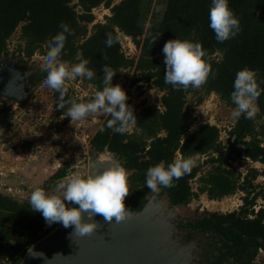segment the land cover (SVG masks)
I'll return each instance as SVG.
<instances>
[{"label":"trees","instance_id":"obj_1","mask_svg":"<svg viewBox=\"0 0 264 264\" xmlns=\"http://www.w3.org/2000/svg\"><path fill=\"white\" fill-rule=\"evenodd\" d=\"M114 2L76 0L74 4V0H0V59L10 54L8 42L19 27H22L21 40L25 46H20L17 54L24 55L28 61L37 52L45 56L49 41L62 30L60 24L63 22L74 35L66 34L60 60L69 65L76 64L79 62L76 54L81 51L83 58L90 60L88 67L96 73L94 79L78 77L77 82L92 85L95 92L102 90V68L108 65L117 72L113 85L122 71L129 69H134L142 77L135 84L142 81L153 83L163 94V110L149 107L145 102L134 107L137 122L123 135L107 127L111 117L105 116L91 138V150L103 152L108 149L124 160V167L131 173L130 193L124 203L131 212L141 211L155 195L146 185V172L150 167L160 162L167 166L177 158L196 157L199 162L191 173L179 180L174 179L175 187H160L162 192L173 206H186L203 194L212 201H221L237 192L244 193L243 206L238 211L228 214L207 212L189 226L205 237L210 251L215 254L202 264H255L260 252H264V208L256 210L257 201L264 199V194L257 192L259 186L255 184L258 178L264 179V92L256 101L260 111L255 119L241 116L228 132L226 144L220 141L221 130L218 127L196 125L197 118L188 108V97H196V106H201L206 98L216 94L227 108L234 109L231 92L239 70L245 67L254 70L258 82L264 81V0H229V7L239 19L242 30L223 43L216 40L209 26L212 0ZM102 6L111 11V16L106 17L104 24L94 25L89 32V26L95 22L92 11ZM108 33L115 38L111 47L106 44ZM122 36L130 38L140 51L138 58L126 56ZM154 37L157 40L152 44ZM172 39L201 43L207 53L206 61L216 72L215 77L210 76L200 88L187 90H177L165 84L166 65L162 49ZM104 56L107 59H103ZM46 75L42 69L39 70L35 83L43 82ZM260 87L264 88V83ZM53 95L57 116H65L70 105H66L64 110L58 109L59 93L53 91ZM93 96L76 100L68 88L65 99L88 102ZM5 112L7 115L10 109ZM9 116L1 121L0 127L12 131V115ZM203 158L206 160L201 162ZM239 161H250L262 168L248 167L246 175L237 173L233 163ZM204 167L209 169L204 172ZM71 171V162L65 163L50 178L45 191L54 189L56 183ZM196 179L200 186L194 191ZM21 207L32 211L29 201Z\"/></svg>","mask_w":264,"mask_h":264},{"label":"clouds","instance_id":"obj_2","mask_svg":"<svg viewBox=\"0 0 264 264\" xmlns=\"http://www.w3.org/2000/svg\"><path fill=\"white\" fill-rule=\"evenodd\" d=\"M210 28L214 31L216 40L223 43L237 36L242 30L240 21L234 11L229 7V0H212L209 11ZM62 29L51 41L49 50L42 58L41 68L47 73L44 86L59 93L57 108L67 112L65 117L71 123L82 121L91 115L104 114L111 118L107 127L114 133L125 134L137 122L134 108L127 104L128 96L120 84L113 85V77L117 72L108 65H103V88L94 93L88 102L66 100L68 83L76 78L94 79L95 71L88 65L90 60L83 58L81 51L77 52L79 60L76 64L69 65L60 60L65 48L67 35H74L69 26L63 22ZM67 34V35H66ZM106 44L111 47L115 38L111 33L106 34ZM157 37L151 41L154 44ZM164 63L166 65L164 82L177 90L200 88L207 83L210 76L216 72L205 59L206 50L199 42L181 41L172 39L163 46ZM103 59H107L106 56ZM264 81L257 79V72L247 67L236 73L231 92V101L235 105L231 115L234 119L244 116L246 119H255L260 111L256 101L264 92L260 84ZM101 131H104L102 128ZM197 164L194 156L177 158L165 166L164 162L150 167L146 172V185L151 191H158L160 187H175L174 179L179 180L190 174ZM129 172L118 161H112L111 166L100 173L84 175L74 173L66 176L56 183L55 194L47 193L42 187H37L30 196V208L39 212L45 221L62 223L63 227L74 226V232L81 236L91 234L101 225L94 220L96 215L103 216L106 222L123 221L131 213L126 208L125 198L129 195ZM74 207H68V204ZM87 214V221L84 219ZM72 233V234H73ZM71 234V235H72Z\"/></svg>","mask_w":264,"mask_h":264},{"label":"rangeland","instance_id":"obj_3","mask_svg":"<svg viewBox=\"0 0 264 264\" xmlns=\"http://www.w3.org/2000/svg\"><path fill=\"white\" fill-rule=\"evenodd\" d=\"M120 2L121 0H115L114 3L119 4ZM75 3L76 0H74ZM92 12L95 22L89 26V32L92 31L94 25L99 23L104 24L106 17L111 16V11L103 6L94 9ZM21 28L17 29L8 42L9 53L11 56L14 54V59L22 58V60L26 61L27 63H23L25 66L41 70L42 58L44 56L39 54V52L29 61L24 55L20 56L17 54L18 48L25 46L21 40ZM122 46L125 54H130L132 58L139 57L140 51L134 43L125 40L123 36ZM129 46L132 50H129ZM35 78H37V75ZM141 78V75L134 69L124 70L114 85L120 84L126 91L128 96L127 104L130 106L136 107L145 102L147 106L154 107L163 94L160 92L159 96L158 92L155 91L156 87L153 83H147L146 81H142L139 84L134 83ZM35 85L37 88L32 91L31 102L28 105H19L0 98V123L11 114L10 123L13 125L12 131L0 127V193L6 192L16 198H20V206L24 204L26 199L30 200L32 191L37 187L43 186L42 188L45 190V186H48L51 176L67 162H71L72 171L69 175L77 172L84 175L90 174L89 163L93 153L96 152L91 150L90 140L102 125L105 116H107L104 114L91 115L85 120L74 122V124L71 123L70 118L65 116L59 118L54 108L55 98L53 90L44 86L43 82ZM67 86L72 90V94L76 100L90 98L95 93L92 85H85L82 82H77L76 79L69 82ZM188 100V108L192 110L194 116L197 118L196 125L209 124L218 127L221 130L220 141L226 144L228 132L237 121L231 115L233 109L227 108L216 94H212L206 98L201 106H196L197 99L193 95H190ZM4 109H10V112L7 114L8 116ZM84 132L89 134L91 138L85 141L84 137L86 134ZM205 160L203 158L201 162ZM36 161L46 169L43 174L51 176L48 177L46 182L43 181L45 183L39 181L38 183L34 182L36 184L34 185L27 180L34 177L35 173L33 175H29V173L30 171L32 172L30 166ZM197 162H199L198 159ZM233 167L237 170V173L244 175L247 174L246 169L248 167H255L259 170L262 168L261 165L250 161L233 163ZM208 169L209 167H204V172ZM255 184L259 186L257 192H263L264 194V179L258 178ZM199 186L198 179H196L193 183L194 191H197ZM32 187L34 189L28 190ZM46 192L55 194V188H50ZM158 193L159 190L155 191L154 196H157ZM244 196V193L237 192L235 195L224 198L221 201H212L206 194H203L186 206L174 208L175 220L173 221V230L176 236H178L177 238L179 240L183 239L186 243L197 245L198 249L192 254V258L195 260L194 264H202L206 260H210L215 254L210 251L208 241L203 235L197 234L196 238L190 241L186 238V234L189 231L178 229L177 224L180 221L188 222L199 217L202 218L207 212L228 214L238 211L243 206L242 199ZM165 198L164 196L161 200ZM152 199L155 198L153 197ZM67 206H72V204L69 203ZM261 207L264 208L263 198H259L257 201L256 210H259ZM47 225L49 224L47 223ZM59 225V223H52L46 232L41 236H36L35 240L39 241L43 239ZM25 255L26 251L23 254V258ZM255 264H264V252H260Z\"/></svg>","mask_w":264,"mask_h":264},{"label":"water","instance_id":"obj_4","mask_svg":"<svg viewBox=\"0 0 264 264\" xmlns=\"http://www.w3.org/2000/svg\"><path fill=\"white\" fill-rule=\"evenodd\" d=\"M22 61L10 54L0 59V98L25 106L37 88L35 77L39 70ZM112 161L124 166V160L108 149L94 152L90 174L102 172ZM165 197L161 201L152 199L123 221L113 218L106 222L98 214L94 220L101 226L91 234L81 236L73 233L74 226L65 228L60 224L29 249L21 264H194L192 254L197 245L177 238L173 210L178 206ZM84 219H88L86 213Z\"/></svg>","mask_w":264,"mask_h":264},{"label":"crops","instance_id":"obj_5","mask_svg":"<svg viewBox=\"0 0 264 264\" xmlns=\"http://www.w3.org/2000/svg\"><path fill=\"white\" fill-rule=\"evenodd\" d=\"M30 168L32 172L30 171L29 175L35 174L32 179L27 180L29 183L34 184L39 181L45 183L51 176L43 174L46 169L37 161ZM31 189L34 188L28 190ZM4 193H0V262L10 259L13 264L24 259L25 251L27 252L38 242L35 237L43 235L50 225H47L41 213L22 209L19 205L20 198ZM28 201V199L25 200V202Z\"/></svg>","mask_w":264,"mask_h":264},{"label":"flooded vegetation","instance_id":"obj_6","mask_svg":"<svg viewBox=\"0 0 264 264\" xmlns=\"http://www.w3.org/2000/svg\"><path fill=\"white\" fill-rule=\"evenodd\" d=\"M164 196H166V194L163 193L162 190H161V188H160V189H159V193H158V195H157V196H154V198H155L156 201H159V200H161ZM178 207H179V206H178ZM200 218H201V217H199V218H197V219H200ZM197 219H193V220L188 221V222L180 221V223L177 224V228H178V229H180V230H181V229H185V230L189 231V232H187V234H186V238H188L190 241L193 240L194 238H196L195 236H196L197 234H200V232L192 230V228H190V226H189L190 223L194 222V221L197 220ZM175 224H176V222H175ZM203 263H205V262H203Z\"/></svg>","mask_w":264,"mask_h":264},{"label":"built area","instance_id":"obj_7","mask_svg":"<svg viewBox=\"0 0 264 264\" xmlns=\"http://www.w3.org/2000/svg\"><path fill=\"white\" fill-rule=\"evenodd\" d=\"M125 40L129 41L130 43H132L131 40L128 39V38H126ZM129 47H130V46H129ZM129 50H132V48L130 47ZM127 56L130 57V54H127ZM155 91L158 92V94H159V96H160V92H159L157 89H155ZM16 106H18V105H16ZM18 107H19V106H18ZM132 107H134V106L132 105ZM154 107L158 108L159 110H163V105H162V103H161V98L159 99V102H158L157 104H155ZM84 134H86L85 137H84V140H85V141H86V139L91 138V136H90L89 134H87V133H85V132H84ZM0 264H11V262H10V259H7V260H3V261H1Z\"/></svg>","mask_w":264,"mask_h":264},{"label":"bare ground","instance_id":"obj_8","mask_svg":"<svg viewBox=\"0 0 264 264\" xmlns=\"http://www.w3.org/2000/svg\"><path fill=\"white\" fill-rule=\"evenodd\" d=\"M124 39H126V38H124ZM128 39H130V38H128ZM131 40V39H130ZM131 42H132V40H131ZM126 56H127V54H126ZM14 57V56H13ZM128 57V56H127ZM23 62V61H22ZM24 63V62H23ZM157 89V88H156ZM159 91V90H158ZM13 103V102H12ZM16 104V103H15ZM135 107V106H134ZM133 107V108H134ZM158 109V108H157ZM162 111V110H161ZM91 141V140H90Z\"/></svg>","mask_w":264,"mask_h":264}]
</instances>
